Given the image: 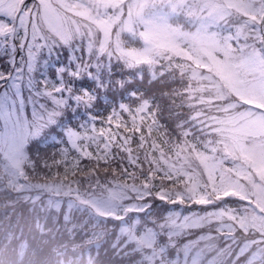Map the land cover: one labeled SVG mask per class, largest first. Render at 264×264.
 <instances>
[{"label":"rangeland","instance_id":"1","mask_svg":"<svg viewBox=\"0 0 264 264\" xmlns=\"http://www.w3.org/2000/svg\"><path fill=\"white\" fill-rule=\"evenodd\" d=\"M57 5H60L62 10L78 15L81 23H83L88 28L89 37L93 36L94 32H97L100 37V41L104 44L108 39L109 32L111 30V22H108L107 10H114V8H121L125 14H118L114 19L120 18V25L115 27L113 31H123L132 33V29L136 24L142 26L143 32V43L144 48L142 50L128 52L132 58H143L147 55L149 51L159 52L169 49H178L179 51L186 52L188 55L196 56L197 54L204 53L210 61L211 59L205 50L211 48L214 45V34L210 32L209 26L212 24V20L204 19L203 21H195L193 25H197L196 28L190 33H184L181 30L174 29L168 18L172 17L175 13L179 12L184 5H187L189 0H162L166 4L170 5L171 11L166 12L164 9L154 8L152 1L156 0H135L131 4H127L123 9L119 6L117 0H52ZM251 1V0H247ZM246 0H195L196 5L199 8L209 9L214 17L222 19L223 16L227 14L232 7L236 9H243L242 3L248 4ZM44 15H45V25L54 34H60L63 31L72 34L76 32L74 27H70L71 16L66 12L58 13L54 10L50 0H40ZM92 3V4H91ZM73 5L80 10H75ZM166 6V5H165ZM167 7V6H166ZM93 10V12H91ZM65 18L68 20V24H65ZM113 19V20H114ZM44 21V20H43ZM64 21V22H63ZM73 22V21H72ZM215 24V23H214ZM2 25V24H0ZM76 26V24H74ZM83 31V30H82ZM81 31V32H82ZM60 36H58L59 38ZM214 43V44H213ZM29 48V47H28ZM181 49V50H180ZM175 51V50H173ZM180 53V52H176ZM253 54L250 58H246L242 61H236L232 63L233 67H237L235 70L239 73V78L229 82V89L235 96L243 97L249 96L253 100L261 99L264 101V79H261V61L258 59L257 51H252ZM257 54V55H256ZM256 55V56H255ZM221 67L224 66L223 61L216 62ZM238 85H235L236 83ZM235 83V84H233ZM14 99H10L9 102L12 103ZM17 100V99H16ZM233 112L226 113L222 118L213 121L215 129H217L223 137V144L221 148L223 150H229L233 157L244 159L249 158V154L246 150L250 144L253 149H256L257 157L259 159V164L262 162V136L264 134V117L258 113L251 110L241 109L238 112L233 105L230 106ZM2 122L5 125V129L2 133L3 139L9 144V150L4 147L5 154L8 157H13L14 162H18V155L20 154V141L26 131L28 130L27 121L22 118L25 117L22 107L18 110L15 108H10L9 112L3 107L0 111ZM75 137V135H72ZM260 148V149H259ZM242 153V155H239ZM227 156V155H224ZM229 156V155H228ZM12 163V164H13ZM232 170L236 168L232 167ZM92 177L91 174H89ZM222 214H226L224 210H220L217 217H222ZM171 233L169 234L170 239L182 236L181 232L186 230L185 228L192 227L194 225L193 218L191 214H175L171 218ZM181 231V232H180ZM207 237H213V232L210 228H207L205 233ZM259 248L264 249V245H259ZM254 253H251V256ZM149 261H163L161 254L157 253L151 255Z\"/></svg>","mask_w":264,"mask_h":264},{"label":"trees","instance_id":"2","mask_svg":"<svg viewBox=\"0 0 264 264\" xmlns=\"http://www.w3.org/2000/svg\"><path fill=\"white\" fill-rule=\"evenodd\" d=\"M124 44L128 46L127 42H124ZM78 57H80V54H78ZM62 58L63 57H60V59L58 60L54 58L57 62L55 68L58 69L61 74L70 75V63H64L63 68H61ZM86 63H90V58L84 59V64ZM85 68L86 67L84 65V67L81 69V78H84V76H86L85 72L83 74ZM7 70L8 64L5 62V60H2L0 58V76L6 75V73L8 72ZM93 73L94 71L92 70V74ZM35 77L37 80H39V84H44V87L46 89H50L56 84L55 82L47 83L46 80H44L41 71L38 72ZM1 82L2 81L0 80V83ZM31 93L34 96V93ZM177 99L178 97L172 96L170 98H167L166 102L168 101V103H171L172 100L174 102H177ZM42 107L46 108L47 106ZM36 111L43 114V111H41L37 106ZM133 122L135 123V120H133ZM152 134L153 132H151V130L148 131L146 137L143 133H141L137 135V138L135 139H128V143L126 144L123 141H120L119 138L118 140L120 142H117L115 146L111 147L110 149V152H112V154L110 155L111 159L109 168H100L96 172L93 171L92 174L94 176L91 179L97 182V184L95 185L104 187L106 189H111L114 187L111 182L116 180L118 185L117 192L121 194L128 193L129 195L133 196L132 194L136 193L135 195L137 197H140L144 194L150 193L155 196L162 197L163 204L165 200L170 199L173 194L172 188L169 187L167 190L164 189L165 183L163 182V178L165 176V172H163V168H158V166L155 164L156 161H152L153 159L158 161L162 159L164 153L163 148L165 146L162 139L154 136L153 140H155V144L154 142L150 143L148 139H152ZM167 149L169 150L170 147H167ZM26 156L27 160L30 161L31 156H29L28 154H26ZM26 156L23 157V160L26 159ZM69 164V162H67V164L63 163L62 165L64 169L62 167L56 166L59 169L62 182L72 183L77 182L79 179H82L83 175L81 173H76V177L72 176L71 171H69L72 170L70 167H68ZM46 167L48 166H45L44 174L42 175V181H46L47 179L51 178L49 174L52 172V170L51 172H48ZM36 179L38 178L36 177ZM87 179L88 177H86L85 181H87ZM5 183V179L3 177H0V197L4 196L3 199L0 198V238L5 235V233L9 232L17 233L18 237L11 243L10 247H6L2 251H0V264H23L25 258L31 260L33 264L36 260H38V258L41 257V254L34 255L31 254L30 251L31 248L37 244L36 237L33 235V230L35 229L36 223L42 221V214L38 209H34L32 211L24 210L22 203L15 204L13 207H8L6 205L2 207L3 203L1 202H3L5 198H8L10 194V189L5 188ZM83 183H81V186H84ZM176 196H180V198L185 201L188 198V196L185 195L182 189H180L178 192H176V194L173 195V197ZM5 209L10 210L13 214L17 213V215H20L19 222L15 228L7 227L2 222V219L8 215ZM52 231L53 229L48 228V230L44 229L43 231H41V233L48 235V233H52ZM188 239H191V241L195 242L190 246L189 257L196 258V262H198L197 264H214L213 259L215 258V256L221 257V259L219 260V264H229L228 260L222 259V257L229 255H226L225 251L220 248L221 244H226V242L221 241L218 243L216 242L214 245H210L208 239L201 235L198 230L190 234ZM20 240H24V242L26 243L25 256L23 258H20L19 254L17 253L18 242ZM184 240L185 239H182V241ZM209 245L211 247H209ZM195 254L200 255V260L197 257H194ZM209 254L210 256H212L210 261L209 259H206Z\"/></svg>","mask_w":264,"mask_h":264},{"label":"water","instance_id":"3","mask_svg":"<svg viewBox=\"0 0 264 264\" xmlns=\"http://www.w3.org/2000/svg\"><path fill=\"white\" fill-rule=\"evenodd\" d=\"M262 23H263V27H264V21Z\"/></svg>","mask_w":264,"mask_h":264}]
</instances>
